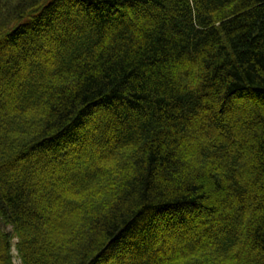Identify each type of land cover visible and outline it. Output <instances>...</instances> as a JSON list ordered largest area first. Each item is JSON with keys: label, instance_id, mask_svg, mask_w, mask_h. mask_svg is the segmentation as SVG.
Listing matches in <instances>:
<instances>
[{"label": "trees", "instance_id": "1", "mask_svg": "<svg viewBox=\"0 0 264 264\" xmlns=\"http://www.w3.org/2000/svg\"><path fill=\"white\" fill-rule=\"evenodd\" d=\"M14 248L264 264V0H0V264Z\"/></svg>", "mask_w": 264, "mask_h": 264}, {"label": "rangeland", "instance_id": "2", "mask_svg": "<svg viewBox=\"0 0 264 264\" xmlns=\"http://www.w3.org/2000/svg\"><path fill=\"white\" fill-rule=\"evenodd\" d=\"M10 229V228H9Z\"/></svg>", "mask_w": 264, "mask_h": 264}]
</instances>
